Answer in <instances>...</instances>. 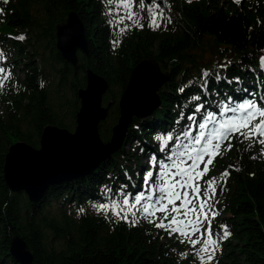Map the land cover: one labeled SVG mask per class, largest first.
<instances>
[{
  "label": "trees",
  "instance_id": "16d2710c",
  "mask_svg": "<svg viewBox=\"0 0 264 264\" xmlns=\"http://www.w3.org/2000/svg\"><path fill=\"white\" fill-rule=\"evenodd\" d=\"M166 2L160 28L148 27L144 18L145 27L121 33L108 23L107 0H0V64L11 72L0 90V264H18L9 254L15 237L28 244L33 264H193L185 256L189 247L164 243V230L143 218L135 224L131 217L118 219L93 205L106 202L105 185L115 191L128 184L133 194L140 190L141 159L159 154L157 136L180 130L186 122L175 124L181 113L186 117L202 102L193 95L209 104L225 95L237 101L264 98V0ZM70 13L82 21L88 43L76 68L64 61L56 42L57 26ZM21 35L24 39H17ZM149 59L167 78L158 92L161 104L147 118H133L119 152L92 174L52 186L39 203L8 189L3 171L12 144L39 148L48 125L75 131L78 91L87 86V70L109 83L103 104H111V125L105 121L99 128L108 143L131 75ZM202 70L220 73L221 80L210 84L220 97L202 90ZM232 143L231 151L224 147L213 205L219 247L212 264H264V146L241 144L235 137ZM220 225L230 233L224 239Z\"/></svg>",
  "mask_w": 264,
  "mask_h": 264
},
{
  "label": "snow or ice",
  "instance_id": "6c2138e0",
  "mask_svg": "<svg viewBox=\"0 0 264 264\" xmlns=\"http://www.w3.org/2000/svg\"><path fill=\"white\" fill-rule=\"evenodd\" d=\"M107 5V14L111 17L108 23L118 27L121 33L130 26L145 27L141 23L144 18L148 20V27L160 28L159 21L165 18L156 0L149 3L145 0H107ZM2 12L0 9V14ZM17 39L23 40L24 36ZM3 58L4 53L0 52V59ZM261 63L264 65V57ZM10 79V70L0 66V90ZM235 79L239 82V78ZM219 80L220 73L213 75L209 70H202V90L209 96L220 97L221 94L210 87L213 81ZM180 91L184 92L185 89L181 88ZM191 99L202 102L196 103L186 117L181 113L180 119L175 121L176 125H180L181 120H186L180 130L173 128L172 132L156 137L160 141L159 154L147 158L140 190L133 194L128 191V184L119 185L115 191L105 185L102 192L106 202L94 204L93 207L118 219L127 221L131 217L133 224L143 218L189 245L192 251L185 256L193 264H212L219 247L214 238L219 233L213 226V218L218 214L213 205L219 178L204 177L210 171L208 165L213 162L212 153L219 155L225 142V150L231 151L234 137L241 144L247 141L249 146H264V98L256 100L246 96L237 101L231 95H225L214 98L211 104L202 95H193ZM261 151L264 153V148ZM202 163L204 167L201 169ZM223 175L227 177L228 172L225 171ZM201 180L203 185L199 183ZM83 211V208L79 209V212ZM219 227L224 229L220 239L226 238L230 234L226 226Z\"/></svg>",
  "mask_w": 264,
  "mask_h": 264
},
{
  "label": "water",
  "instance_id": "95a60500",
  "mask_svg": "<svg viewBox=\"0 0 264 264\" xmlns=\"http://www.w3.org/2000/svg\"><path fill=\"white\" fill-rule=\"evenodd\" d=\"M156 2L167 10L166 0ZM56 42L64 61L76 68L79 52L88 54L85 27L77 14L70 13L57 26ZM86 75L87 86L78 91L80 110L75 131L48 125L39 148L19 141L11 145L6 155L4 182L12 193H24L33 204L39 203L52 186L92 174L102 162L119 152L133 118L145 119L160 106L158 92L167 81L152 59L140 63L120 99L118 124L113 128L111 140L105 143L99 128L107 120L111 107V104L103 106L109 83L91 70ZM9 254L18 264L34 263L28 244L19 237L12 239Z\"/></svg>",
  "mask_w": 264,
  "mask_h": 264
},
{
  "label": "rangeland",
  "instance_id": "374dc122",
  "mask_svg": "<svg viewBox=\"0 0 264 264\" xmlns=\"http://www.w3.org/2000/svg\"><path fill=\"white\" fill-rule=\"evenodd\" d=\"M236 5H238L242 0H234ZM1 66V64H0ZM67 94V92H66ZM68 95V98L71 99V101H73V98L71 96V94H67ZM105 98V96H104ZM68 104V108H69V100L67 101ZM56 104H58L56 101H55ZM80 105V104H79ZM104 106V104H103ZM105 107V106H104ZM67 108V107H66ZM65 108V110H66ZM64 110V111H65ZM71 110V109H70ZM73 110H71L70 112H72ZM111 114V113H110ZM109 114V115H110ZM109 117V116H108ZM105 123H108L111 125V119L107 118L106 122ZM74 132V131H73ZM227 144V142H225V145ZM225 145L221 148V151H220V154L217 155L216 153H212L214 159H213V162L211 164L208 165V168L210 169L209 173L207 174V176L204 177V179H208L209 177H212V178H218L220 175H222V169H221V165L222 163H225L226 161L223 162V154H224V147ZM127 151H130V150H127ZM205 160H207V157L205 158ZM146 163H147V158H143L141 159V166L143 167V169H145L146 167ZM204 167V164L202 163L200 165V168L202 169ZM199 183L201 185H203V180L199 181ZM217 187H218V180H217V185H216V191H217ZM217 197V196H216ZM215 197V198H216ZM157 215H161L160 213H157ZM149 226L151 227H154L153 224L149 223L148 221H145ZM159 222V221H157ZM164 234V243H167V242H172V243H175L177 244L178 246H186V247H189L187 248L190 252L192 251V249L190 248L189 245H187L186 243H181L180 242V239L178 236H170L168 235V233H166L165 231L163 232Z\"/></svg>",
  "mask_w": 264,
  "mask_h": 264
},
{
  "label": "flooded vegetation",
  "instance_id": "af4514ba",
  "mask_svg": "<svg viewBox=\"0 0 264 264\" xmlns=\"http://www.w3.org/2000/svg\"><path fill=\"white\" fill-rule=\"evenodd\" d=\"M105 107H107V106H105Z\"/></svg>",
  "mask_w": 264,
  "mask_h": 264
}]
</instances>
